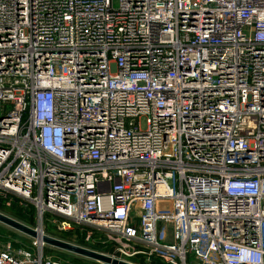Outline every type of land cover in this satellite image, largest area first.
Instances as JSON below:
<instances>
[{"label":"built area","instance_id":"built-area-1","mask_svg":"<svg viewBox=\"0 0 264 264\" xmlns=\"http://www.w3.org/2000/svg\"><path fill=\"white\" fill-rule=\"evenodd\" d=\"M0 194L133 263L264 264V0H0Z\"/></svg>","mask_w":264,"mask_h":264},{"label":"rangeland","instance_id":"rangeland-1","mask_svg":"<svg viewBox=\"0 0 264 264\" xmlns=\"http://www.w3.org/2000/svg\"><path fill=\"white\" fill-rule=\"evenodd\" d=\"M144 122H142L143 124ZM145 125V123L143 124ZM170 184H173V181L170 180ZM18 205L21 208H25L26 210V215L22 214L18 208H12L13 205H8L6 203V196L4 194H0V211L35 228H43L46 234L67 240L69 242L97 250L100 252H104L107 254L113 255L112 252H109L110 246L104 242V236L102 233L99 231H96L93 227L91 226H86V225H74L72 224L71 229H59L58 226L52 222V218H57L54 217L51 214H46V220H44V223L42 225L40 219L37 217L36 214V208H34V213L32 215V212L30 213L31 208L30 207H35L34 204H31L26 201H22L19 199ZM28 213V215H27ZM32 215V216H31ZM91 232V237H87V233ZM35 238L21 232L13 227H10L0 221V243L2 242H11L15 247L17 248H33V242ZM46 252L47 254L54 255V256H60L63 259L67 260V264H106L102 261H97L85 256H81L75 253H72L70 251H66L63 249H60L58 247L48 245L46 246ZM138 260L134 262L138 264H150L147 262H142L139 257H137ZM162 262V261H161Z\"/></svg>","mask_w":264,"mask_h":264},{"label":"water","instance_id":"water-1","mask_svg":"<svg viewBox=\"0 0 264 264\" xmlns=\"http://www.w3.org/2000/svg\"><path fill=\"white\" fill-rule=\"evenodd\" d=\"M171 205V202H160L159 207L160 208H167ZM0 221L10 227H13L21 232H24L36 239H40L43 242H45L48 245H52L55 247H58L60 249L70 251L72 253L85 256L97 261H102L106 264H136L124 259H121L119 257L113 256L111 254H107L104 252H100L97 250H93L72 242H69L67 240L49 235V234H42L41 237L39 235V232L37 229L3 213L0 211Z\"/></svg>","mask_w":264,"mask_h":264},{"label":"trees","instance_id":"trees-1","mask_svg":"<svg viewBox=\"0 0 264 264\" xmlns=\"http://www.w3.org/2000/svg\"><path fill=\"white\" fill-rule=\"evenodd\" d=\"M18 201H19V199H14V200H13V202H12V204H11V205H13V206H12L13 209L19 207V205H18ZM17 206H18V207H17ZM19 208H21V207H19ZM30 208H31L30 213L32 212V215H33V213H34V208H35V207H30ZM19 210H20V212H21L22 214L26 215V211H23V210H26L25 208H21V209H19ZM35 210H36V209H35ZM27 215H28V213H27ZM32 215H31V216H32ZM27 248H28V247H27ZM28 249H31V248H28ZM107 250H109V252H112V251H113L112 247H110V248L107 249ZM136 260H138V259L135 258V261H136ZM141 261H142V259H141ZM142 262H143V261H142ZM93 264H97V263H93ZM150 264H165V263L161 262V261L158 260V259H152V261H151Z\"/></svg>","mask_w":264,"mask_h":264},{"label":"bare ground","instance_id":"bare-ground-1","mask_svg":"<svg viewBox=\"0 0 264 264\" xmlns=\"http://www.w3.org/2000/svg\"><path fill=\"white\" fill-rule=\"evenodd\" d=\"M42 229H43V228H38V229H37L38 232H39L40 237H41L42 234H44Z\"/></svg>","mask_w":264,"mask_h":264}]
</instances>
